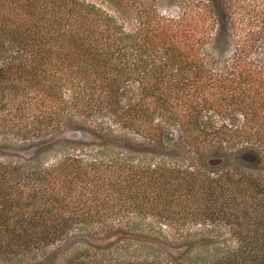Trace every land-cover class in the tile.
Masks as SVG:
<instances>
[{
  "label": "trees",
  "instance_id": "1",
  "mask_svg": "<svg viewBox=\"0 0 264 264\" xmlns=\"http://www.w3.org/2000/svg\"><path fill=\"white\" fill-rule=\"evenodd\" d=\"M166 1L0 0V264H264V0Z\"/></svg>",
  "mask_w": 264,
  "mask_h": 264
},
{
  "label": "rangeland",
  "instance_id": "2",
  "mask_svg": "<svg viewBox=\"0 0 264 264\" xmlns=\"http://www.w3.org/2000/svg\"><path fill=\"white\" fill-rule=\"evenodd\" d=\"M86 2L89 3H93L96 6L108 11L110 14L115 15L117 17H119V19L121 18V13L119 12L118 8L114 5V3L111 2V0H84ZM159 10L167 15H174L177 12V8L175 6L170 5L166 0H160L159 2ZM125 26L126 27H130L131 24L129 23V21H125ZM135 88V85H134ZM135 93H137V90L135 88ZM62 132L61 134L63 136H71V137H78V138H90L88 136V134L84 135L83 132H77L76 130H74L73 128H68V127H63V129H61ZM50 159H47V161H49ZM145 163H149V162H155L153 161L151 158L149 157H145L144 159ZM136 221L139 222V224L143 227H146L147 229H151L153 231L154 234L158 235L160 238H163L165 236H167V239L169 240H179L182 239L183 236H181V234H185V235H189V232H191L192 234H195V231L199 230L201 227H203V224H194L192 222H187L186 224H182L180 222H177L179 224H174L171 221H165L162 219H159L157 217H148V218H142V217H137L135 218ZM208 229L211 231L213 229V226H209ZM80 233L78 236H73L71 239L73 240H79L82 236V239H80L83 244H81V246H87L88 241L90 242L91 238L96 239L95 237L91 236V231H87V230H82L79 231ZM97 236L101 235V234H96ZM197 236H200V234H198ZM192 236H189V238H192ZM80 244H78L77 246H79ZM66 248L67 245L65 246ZM70 252H65L62 255H65V257H67L68 255H70Z\"/></svg>",
  "mask_w": 264,
  "mask_h": 264
}]
</instances>
